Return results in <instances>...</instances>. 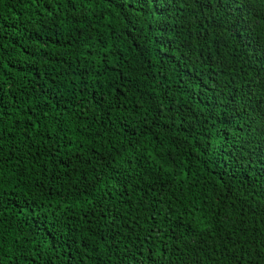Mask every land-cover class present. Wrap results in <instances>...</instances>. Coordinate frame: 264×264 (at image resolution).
I'll return each instance as SVG.
<instances>
[{
    "label": "trees",
    "instance_id": "obj_1",
    "mask_svg": "<svg viewBox=\"0 0 264 264\" xmlns=\"http://www.w3.org/2000/svg\"><path fill=\"white\" fill-rule=\"evenodd\" d=\"M149 230L145 264H264V3L0 0V264Z\"/></svg>",
    "mask_w": 264,
    "mask_h": 264
},
{
    "label": "snow or ice",
    "instance_id": "obj_2",
    "mask_svg": "<svg viewBox=\"0 0 264 264\" xmlns=\"http://www.w3.org/2000/svg\"><path fill=\"white\" fill-rule=\"evenodd\" d=\"M33 3L36 2V0H32ZM141 4L145 3H153L154 0H139ZM170 3L171 0H168ZM261 3H264V0H260ZM63 3L65 6H67L69 3L73 5V7H80V8H92L93 11L95 10V7L97 6H103V8H108V7H113L115 6L116 0H63ZM122 3V0H121ZM89 15H92V13H88ZM99 177H95V179H98ZM154 219V217H153ZM151 235V230L148 232H145L143 237L137 236L136 237V242L137 246L141 247L144 246L145 244H148V247L146 248V251L148 253V256L145 257L144 252H141V258L138 261V264H145V259L151 258L154 253L152 252L151 245L148 243L149 238ZM164 251L166 252L167 249L165 248ZM155 255H159V253H155ZM135 258V257H134ZM125 259H127L125 257Z\"/></svg>",
    "mask_w": 264,
    "mask_h": 264
}]
</instances>
